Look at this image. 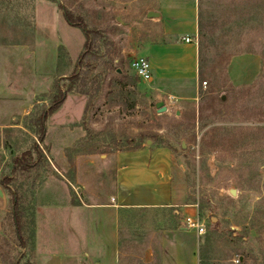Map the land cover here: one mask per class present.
<instances>
[{
	"label": "rangeland",
	"instance_id": "obj_1",
	"mask_svg": "<svg viewBox=\"0 0 264 264\" xmlns=\"http://www.w3.org/2000/svg\"><path fill=\"white\" fill-rule=\"evenodd\" d=\"M154 1L0 0V264H43L35 219L58 201L54 168L80 202L86 172L107 167L106 154L149 146L184 169L187 201L204 227L203 264H264V0H198L197 80L187 94L159 90L130 67L133 57L148 58L144 48L159 35L146 17ZM58 4L95 33L38 142L37 117L58 86L67 87L84 50L83 32L66 24ZM244 55L256 58L250 68L239 63ZM244 69L254 75L238 85ZM25 150L26 167L16 161ZM60 153L66 159L58 164ZM5 179L19 197L24 246ZM157 215L167 218L166 211Z\"/></svg>",
	"mask_w": 264,
	"mask_h": 264
},
{
	"label": "crops",
	"instance_id": "obj_2",
	"mask_svg": "<svg viewBox=\"0 0 264 264\" xmlns=\"http://www.w3.org/2000/svg\"><path fill=\"white\" fill-rule=\"evenodd\" d=\"M154 2L146 13L159 15L147 20L159 35L144 48L150 80L159 90L191 93L197 80L198 0ZM240 59L250 68L256 58ZM252 75L242 74L238 85L250 82ZM65 159L60 153L56 162ZM105 159L107 167L86 172L90 181L80 202L73 200L72 183L54 168L58 201L43 205L35 219L43 264H203L200 234L180 225L183 217L197 216V206L187 201L177 159L150 146L116 150ZM162 211L167 218L157 217ZM148 213L150 220L142 215Z\"/></svg>",
	"mask_w": 264,
	"mask_h": 264
},
{
	"label": "trees",
	"instance_id": "obj_3",
	"mask_svg": "<svg viewBox=\"0 0 264 264\" xmlns=\"http://www.w3.org/2000/svg\"><path fill=\"white\" fill-rule=\"evenodd\" d=\"M55 1V0H52ZM58 8L62 12V16L66 23L70 26L77 27L79 28L85 37V42H84V50L80 52L78 55V58L75 62L74 69L71 72V74L67 77L68 80V85L65 89H61L58 86V93L57 95L52 99L51 104L48 108L44 109L41 111V113L37 117V141L41 142L45 138V133H46V119L47 117L53 113L65 100L66 98V93L69 92L72 89V85L75 83V81L78 79V68L82 65L86 50L90 48L91 44V34L95 33V30L93 28H90L83 18L78 15H74L73 12L62 6L61 4H58ZM200 24L198 22V33H200ZM137 146H134L133 148H136ZM34 151L39 154L38 146L35 143L34 146ZM30 150H25L21 153V156L16 158L17 163L22 164L24 167L31 165L29 161L26 158H29L31 155ZM9 179H5L3 181V184L8 188L7 183ZM8 193L10 195V206H11V219H12V224L14 227V232L16 235L17 240L24 246V239H23V232H22V224H21V209H20V202H19V197L17 193L13 190H10L8 188Z\"/></svg>",
	"mask_w": 264,
	"mask_h": 264
},
{
	"label": "built area",
	"instance_id": "obj_4",
	"mask_svg": "<svg viewBox=\"0 0 264 264\" xmlns=\"http://www.w3.org/2000/svg\"><path fill=\"white\" fill-rule=\"evenodd\" d=\"M185 41H189V38H183ZM197 42V39L195 40ZM130 67L140 80H150L151 79V66L147 57L136 56L133 57L130 62ZM173 96H168V101H172ZM180 225L187 229H194L198 234L204 233V227L198 216H185L181 219ZM238 261V260H236Z\"/></svg>",
	"mask_w": 264,
	"mask_h": 264
},
{
	"label": "water",
	"instance_id": "obj_5",
	"mask_svg": "<svg viewBox=\"0 0 264 264\" xmlns=\"http://www.w3.org/2000/svg\"><path fill=\"white\" fill-rule=\"evenodd\" d=\"M158 15L159 14L157 12H154L151 10L146 13V17H154V16H158ZM156 107H157L159 112H164L167 110L166 105L164 104V102H161V101L156 103ZM230 193L235 194V191L232 189L230 191ZM0 200H4V194H3V191L1 188H0Z\"/></svg>",
	"mask_w": 264,
	"mask_h": 264
}]
</instances>
